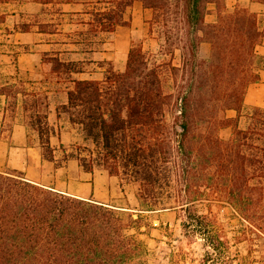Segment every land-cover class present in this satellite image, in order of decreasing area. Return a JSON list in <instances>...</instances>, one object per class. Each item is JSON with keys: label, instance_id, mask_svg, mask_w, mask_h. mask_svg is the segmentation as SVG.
Segmentation results:
<instances>
[{"label": "trees", "instance_id": "trees-1", "mask_svg": "<svg viewBox=\"0 0 264 264\" xmlns=\"http://www.w3.org/2000/svg\"><path fill=\"white\" fill-rule=\"evenodd\" d=\"M56 1L92 7L93 36L129 28L123 14L139 2L151 13L145 23L159 56L170 57L157 61L132 37L123 71L78 80L71 77L81 72L74 64L42 54L46 75L64 84L58 111L83 139L70 153L61 147L64 159L134 186L140 206L134 219L124 208L0 173V264H144L141 241L125 232L142 227L143 212L166 210H178L184 235L205 249L202 264H233V229L217 224L211 205L206 214L197 205L226 204L244 227L264 236V107L243 115L246 90L260 80L264 59L255 48L264 39V16L241 6L228 11L225 0H39ZM210 4L216 20L207 24ZM202 43L210 46L207 59L199 56ZM12 88L0 87V95L15 98ZM228 111L236 116L227 118ZM228 127L222 140L219 131ZM49 137L39 132L46 160Z\"/></svg>", "mask_w": 264, "mask_h": 264}, {"label": "crops", "instance_id": "crops-1", "mask_svg": "<svg viewBox=\"0 0 264 264\" xmlns=\"http://www.w3.org/2000/svg\"><path fill=\"white\" fill-rule=\"evenodd\" d=\"M225 6L228 11L241 6L260 17L264 16V4L252 0H225ZM92 10L90 6L59 1L43 4L39 0H4L0 3V15H4V21L0 23V71H9L6 74L17 77L21 74L32 78L46 76L42 68L43 53L56 56L64 63L79 64L81 59L76 58L82 54L79 47L106 45L101 39L102 33L109 34L110 38L114 33L98 32L94 36L91 34ZM204 20L207 24L215 22L213 4L208 5ZM21 28L26 31L22 32ZM135 28H138L137 24L132 22L129 28L116 31V36L128 37ZM255 52L264 59V39L256 46ZM199 56L202 59L208 58L207 43L200 45ZM83 75L84 72L81 71L72 73L71 77L78 80L90 79ZM258 75L259 82L249 85L246 90L244 108L264 107V66H259ZM62 93L65 95L64 89ZM65 102L66 97L61 105ZM6 106L7 97L0 95V173L16 172L26 181L55 192L123 208L110 203L118 194L123 196L115 177L104 172L87 173L75 159H64L65 154L61 147L70 143L69 134L56 133L49 137L52 160H46L42 156L39 136L37 143H31L23 124L12 122L10 127L4 126L7 119ZM56 109L57 105L50 106L52 114L47 120L52 125L57 121ZM235 116L236 113L228 117Z\"/></svg>", "mask_w": 264, "mask_h": 264}, {"label": "rangeland", "instance_id": "rangeland-1", "mask_svg": "<svg viewBox=\"0 0 264 264\" xmlns=\"http://www.w3.org/2000/svg\"><path fill=\"white\" fill-rule=\"evenodd\" d=\"M150 17V11L143 9L141 3L134 2L131 7L125 10L123 20L130 25L135 22L138 28L131 31L128 37L118 38L116 31L127 29L119 26L111 38L109 34L102 33L101 39L106 42V45L79 47L78 50L82 54L76 58L81 61L78 62L79 64H75L74 69L84 72L83 77L96 80H101L107 71H123L132 37L141 41L144 51L149 56H155L157 61L164 58L169 60V55L164 58L159 56L158 44L151 38L152 36L148 35V25L145 22ZM259 66H264V61L258 62ZM7 72L9 71H0V87L12 85V90L19 93L15 98L7 97L5 127H10L12 122L23 124L27 129L31 143L38 142L39 132L42 135L48 133L49 136L56 133L69 134L70 143L65 146L69 153L73 151L74 147L83 145L80 130L69 124L66 114L58 111L66 97L62 93L64 87L62 82L56 83L54 77L48 75L32 78L21 74L17 77L9 76L6 74ZM47 92L51 93L46 94ZM53 104L57 105V121L52 125L47 118L52 114L50 106ZM249 108H244L243 115L248 113ZM234 113V111H228L227 118H234L228 117ZM246 123L245 117H242L239 121V128H245ZM230 134L229 127L219 131L222 140H227ZM117 181L119 182L118 179ZM118 185L122 189L123 196L118 194L111 199L110 203L113 206H122L133 214L134 219L137 218V212L134 209H137L140 203L136 198L135 187L129 184H120V182ZM209 205L214 212L219 213L220 222L217 224L233 229L229 238L232 245L230 252L234 259L233 264H264V236H258L244 227L239 216L226 204L217 205L203 202L197 205L198 212L206 214ZM141 216L140 225L142 227L128 229L125 233L135 236L141 241L145 251L144 264H202L201 260L205 249L197 241L194 243V240H190L184 235L181 227V214L178 210L143 212ZM206 264H210V262Z\"/></svg>", "mask_w": 264, "mask_h": 264}]
</instances>
